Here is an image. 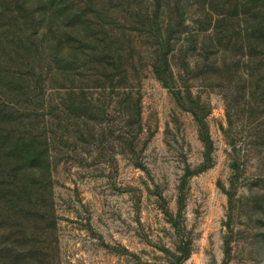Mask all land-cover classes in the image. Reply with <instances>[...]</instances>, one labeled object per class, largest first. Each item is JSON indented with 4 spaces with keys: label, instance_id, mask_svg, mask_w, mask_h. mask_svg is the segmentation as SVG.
I'll use <instances>...</instances> for the list:
<instances>
[{
    "label": "rangeland",
    "instance_id": "rangeland-1",
    "mask_svg": "<svg viewBox=\"0 0 264 264\" xmlns=\"http://www.w3.org/2000/svg\"><path fill=\"white\" fill-rule=\"evenodd\" d=\"M44 260L264 264V0H0V264Z\"/></svg>",
    "mask_w": 264,
    "mask_h": 264
},
{
    "label": "trees",
    "instance_id": "trees-1",
    "mask_svg": "<svg viewBox=\"0 0 264 264\" xmlns=\"http://www.w3.org/2000/svg\"><path fill=\"white\" fill-rule=\"evenodd\" d=\"M42 255L44 256L45 254L42 253ZM47 256H48V254L45 255V257H47ZM44 261H46V264H51V262H49L48 260H44Z\"/></svg>",
    "mask_w": 264,
    "mask_h": 264
}]
</instances>
